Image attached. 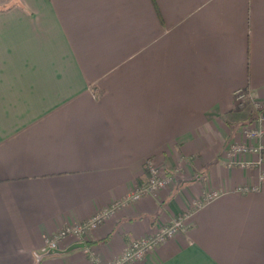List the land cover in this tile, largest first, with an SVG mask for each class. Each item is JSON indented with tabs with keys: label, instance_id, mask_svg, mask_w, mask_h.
I'll use <instances>...</instances> for the list:
<instances>
[{
	"label": "crops",
	"instance_id": "obj_1",
	"mask_svg": "<svg viewBox=\"0 0 264 264\" xmlns=\"http://www.w3.org/2000/svg\"><path fill=\"white\" fill-rule=\"evenodd\" d=\"M237 90L264 108V0H0V264H105L182 214L130 264H264L257 139L224 162ZM152 156L174 183L126 202Z\"/></svg>",
	"mask_w": 264,
	"mask_h": 264
},
{
	"label": "built area",
	"instance_id": "obj_2",
	"mask_svg": "<svg viewBox=\"0 0 264 264\" xmlns=\"http://www.w3.org/2000/svg\"><path fill=\"white\" fill-rule=\"evenodd\" d=\"M239 91L240 90L236 92L240 93ZM241 97L243 98L244 94L238 95V98ZM247 97L250 98L257 107H262L263 104L259 100L253 98L249 93ZM262 122H264V117L259 122V132H253L254 137L259 141H261L262 139L264 140V124H262ZM253 151L259 155L256 164L259 166V168H261V166L264 164V143L260 142V144L254 147ZM144 178V180H139L135 183L133 189L126 197V202H135L142 199L144 196H147L154 192L162 191L164 190V187L167 183V179L162 178L157 168L151 163L146 165ZM258 178L259 181H264V168L260 169ZM239 189L242 191H246L248 187L242 186ZM217 196H219V192L217 191L207 192L203 196V202L210 201ZM197 203H199L198 205L201 204V202ZM197 203H195L194 206H196ZM115 208L116 205L105 208L93 214L88 220L83 223L76 224L73 227H68L66 230H62L52 236L46 237L42 248H45L47 250H55L58 247L59 241L68 235L81 238V236L85 232L90 229H95L105 218L111 216ZM184 217L185 214H182L168 221L158 220V227L155 232L130 241L118 256L114 257L112 260L108 261L105 264H130L132 262L142 260L146 252L152 250L157 245L166 241L168 238L173 237L179 230L183 228ZM83 249L84 252L88 254L89 260L92 262V264H101V262L95 256L94 252H91L85 247H83Z\"/></svg>",
	"mask_w": 264,
	"mask_h": 264
},
{
	"label": "rangeland",
	"instance_id": "obj_3",
	"mask_svg": "<svg viewBox=\"0 0 264 264\" xmlns=\"http://www.w3.org/2000/svg\"><path fill=\"white\" fill-rule=\"evenodd\" d=\"M239 92L240 93L235 92V94L233 95L235 102H242V101L248 100L250 102L251 107H252V109H251L252 113H251V117H249L244 122L238 124V126H237V132H238L237 140L229 142L225 147L224 162H225L226 166H235V165L239 166L238 164L243 163L242 161H244V160H242L243 159L242 156L249 152L248 150H250V147L248 146V144L246 142L242 141V138L248 137L250 139L256 140L257 138L254 137L253 132L254 131L259 132V127H260L259 122L264 117V108L262 109V107H257L253 103V101H251V99L247 97L248 96L247 92L242 91V90H240ZM239 94H244V97L238 98ZM262 124H264V122H262ZM261 127H262V125H261ZM256 141H257V143L253 146V148L256 147L259 143L258 139ZM263 153H264V151H263ZM258 158H259V155H258ZM245 162H247V161H245ZM150 163L157 168V170L159 171V174L162 178L167 179V183H166L164 189L174 183L173 176H171V177L165 176V175L162 176L163 171H165V169H167V166L165 163L160 164V165L157 164L155 157L152 156V157H148L145 159V161H144L145 168H146V165L150 164ZM240 165L242 166L244 164H240ZM255 166L257 168H259V166L256 163H255ZM161 171H162V173H161ZM77 224H79V223H77ZM74 225H76V224H73L71 226H67V227L59 230L58 232H60L62 230H66L68 227H73ZM68 236H70V235H68ZM65 237H67V236H65ZM72 237H75V236H72ZM58 249L59 248L57 247L55 250H47L45 248H40L39 250L42 254H45V255L51 254L52 255L55 252H57Z\"/></svg>",
	"mask_w": 264,
	"mask_h": 264
}]
</instances>
